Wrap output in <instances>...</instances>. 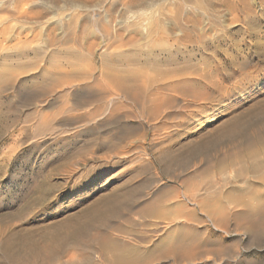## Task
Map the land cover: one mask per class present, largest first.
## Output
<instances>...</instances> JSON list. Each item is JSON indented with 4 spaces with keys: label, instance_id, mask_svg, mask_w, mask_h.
Wrapping results in <instances>:
<instances>
[{
    "label": "rangeland",
    "instance_id": "rangeland-1",
    "mask_svg": "<svg viewBox=\"0 0 264 264\" xmlns=\"http://www.w3.org/2000/svg\"><path fill=\"white\" fill-rule=\"evenodd\" d=\"M3 1L0 264H264V0Z\"/></svg>",
    "mask_w": 264,
    "mask_h": 264
},
{
    "label": "bare ground",
    "instance_id": "bare-ground-1",
    "mask_svg": "<svg viewBox=\"0 0 264 264\" xmlns=\"http://www.w3.org/2000/svg\"><path fill=\"white\" fill-rule=\"evenodd\" d=\"M23 1H24V0H23ZM25 1H26V0H25ZM2 2H4V1L2 0ZM2 2H1V0H0V5L3 4ZM10 2L12 3V1H10ZM20 2H21V1H20ZM195 2H196V0H195ZM197 2H198V1H197ZM197 2H196V3H197ZM13 3H14V2H13ZM21 3H22V2H21ZM24 3H25V2H24ZM27 3H28V1H27ZM27 3H26V5H27ZM164 3H165V2H164ZM4 4L6 5V2H5ZM15 4H16V3H15ZM18 4H19V3H18ZM32 4H33V3H32ZM42 4H44V3L42 2ZM47 4H48V3H47ZM13 5H14V4H13ZM22 5H23V4H22ZM26 5H25V6H26ZM35 5H36V4H35ZM180 5H181V4H180ZM199 5H201V4H199ZM1 6H2V5H1ZM7 6H8V5H7ZM9 6H10V4H9ZM15 6H16V5H15ZM20 6H21V5H20ZM28 6H29V4H28ZM31 6H32V5H31ZM182 6H183V5H182ZM185 6H186V5H185ZM16 7H18V6H16ZM16 7H15V8H16ZM26 7H27V6H26ZM178 7H179V6H177V9H178ZM199 7H200V6H199ZM1 8H3V7H1ZM1 8H0V10H1ZM162 8H163V7H162ZM173 8H174V7H173ZM182 8H184V7H182ZM186 8H187V7H186ZM186 8H184V9H186ZM4 9L6 10V8H4ZM11 9L13 10L14 7L11 8ZM11 9H10V10H11ZM21 9H22V8H21ZM25 9L28 10L27 8H25ZM31 9H32V8H31ZM171 9H172V8H171ZM171 9H169V11H170ZM7 10H9V9L7 8ZM7 10H6V11H7ZM15 10H17V9H15ZM15 10H14V11H15ZM19 10H20V9H19ZM165 10H166V9H165ZM172 10H173V9H172ZM172 10H171V11H172ZM174 10H176V9H174ZM187 10H188V9H187ZM2 11H3V10H2ZM29 11H30V10H28V13H29ZM73 11H74V10H73ZM177 11H178V10H177ZM8 12H9V11H8ZM12 12H13V11H12ZM16 12H17V11H15V13H16ZM18 12H19V11H18ZM172 12H174V11H172ZM179 12H180V11H178L177 13H179ZM181 12H182V15H183V11H181ZM181 12H180V13H181ZM186 12H187V11H186ZM5 13H6V12H5ZM15 13H14V14H15ZM22 13H23V11H22ZM24 13H26V12H24ZM31 13H32V12H31ZM102 13H103V12H102ZM162 13H163V12H162ZM168 13H169V12H168ZM188 13H189V12H188ZM9 14H10V12H9ZM16 14H17V13H16ZM16 14H15V15H16ZM19 14H21V13L19 12ZM19 14H17V15L19 16ZM72 14H73V15H74V14L76 15V13H72ZM139 14H140V13H139ZM25 15H26V14H25ZM29 15H30V13H29ZM163 15H165V14H163ZM184 15H185V14H184ZM184 15H183V16H184ZM188 15L190 16V14H188ZM8 16H9V15H8ZM20 16H21V15H20ZM23 16H24V15H23ZM27 16H28V15H27ZM30 16H31V15H30ZM30 16H28V17H30ZM70 16H71V15H70ZM146 16H147V15H146ZM166 16H168V15H165L164 17H166ZM169 16H170V15H169ZM175 16L177 17L176 14H175ZM178 16H179V15H178ZM183 16H181V14H180L179 17L182 18ZM186 16H187V14H186ZM10 17H11V16H10ZM14 17H17V16H14ZM25 17H26V16H25ZM60 17H62V16L59 15L58 18H60ZM66 17H67V15H66ZM73 17H74V16H73ZM73 17H71V18H73ZM137 17H138V16H137ZM6 18H7V17H5L4 20H5ZM12 18H13V17H12ZM21 18H24V17H21ZM26 18H27V17H26ZM33 18H34V17H33ZM38 18H39V17H38ZM69 18H70V17L68 16L67 19H69ZM108 18H109V17H108ZM167 18H168V17H166V19H167ZM169 18H170V17H169ZM169 18H168V19H169ZM174 18H175V17H174ZM180 18H179V19H180ZM14 19H15V18H14ZM31 19H32V18H31ZM64 19H65V18H64ZM73 19H74V18H73ZM73 19H71V20H73ZM149 19H150V18H149ZM149 19H147V20H149ZM171 19H172V14H171ZM177 19H178V18H177ZM179 19H178V21H179V23H181V21H180L181 19H180V20H179ZM4 20H1V21H4ZM7 20H8V19H7ZM7 20H6V21H7ZM9 20H11V19H9ZM37 20H39V19H37ZM37 20H36V21H37ZM58 20H59V19H58ZM58 20H57V21H58ZM145 20H146V19H145ZM161 20H163V19H161ZM11 21H12V20H11ZM18 21H19V19H18ZM23 21H24V20H23ZM25 21H26V20H25ZM30 21H31V20H30ZM34 21H35V20H34ZM34 21H33V22H34ZM36 21H35V22H36ZM40 21H41V20H40ZM9 22H10V21H9ZM153 22H154V21H153ZM157 22H159V21H157ZM162 22L164 23V21H162ZM165 22L169 24L171 21H168V22L165 21ZM182 22H183V20H182ZM0 23H1V22H0ZM2 23H3V22H2ZM4 23H5V21H4ZM4 23H3V24H4ZM10 23H12V22H10ZM38 23H41V22H38ZM126 23H127V22H126ZM166 23H164V24L161 23V24H162V27H161V28H162L163 31H164L163 34L161 33V34L163 35V37H167V36H168L166 30H168V29L170 28V27H169L168 29H165V27L167 26ZM13 24H15V22H13ZM41 24H42V23H41ZM56 24H57V23H56ZM157 24H159V23H157ZM157 24H156V25H157ZM161 24H159V25L161 26ZM173 24H174V22H173ZM175 24H177V22H175ZM182 24H183V23H182ZM1 25H2V24H1ZM9 25H10V24H9ZM11 25H12V24H11ZM11 25H10L9 27L12 28ZM58 25H59V23H58ZM152 25H153V24H152ZM156 25H155L154 28L157 27ZM159 25H158V26H159ZM163 25H166V26H163ZM39 26H40V25H39ZM136 26H137V25H136ZM138 26H140V25L138 24ZM171 26H172V25H171ZM179 26H180V25H179ZM6 27H7V26H6ZM13 27H14V26H13ZM21 27H22V26H21ZM41 27H42V26H41ZM60 27H61V25H60ZM141 27H142V28H141ZM151 27H152V26H151ZM151 27H150V25L148 26V24H147V25H141V26H140V28H141V30H142L141 33H143L142 36L144 35L143 37L146 38V39H148V40H147V44H146V46H153V47H154V46H156V43H155V42H157V41L154 42L153 40H151V36H152V33H153L152 31H154V30L151 29ZM167 27H168V26H167ZM167 27H166V28H167ZM175 27H176V26H175ZM177 27H178V26H177ZM195 27H196V26H195ZM198 27H199V26H198ZM19 28H20V27H19ZM157 28L159 29V27H157ZM173 28H174V27H173ZM180 28L182 29V27H180ZM186 28H187V27H186ZM208 28H209V27H208ZM24 29H25V28H24ZM29 29H30V28H29ZM158 29H157V30H158ZM178 29H179V28H178ZM187 29H188V28H187ZM0 30H2V29H0ZM12 30H13V29H12ZM159 30H160V29H159ZM169 30H170V29H169ZM179 30H180V29H179ZM136 31H137V30H136ZM139 31H140V30H139ZM155 31H156V29H155ZM174 31H176V30H174ZM23 32H24V31H23ZM45 32H46V31H45ZM157 32L159 33V31H157ZM0 33H1V31H0ZM3 33H4V32H3ZM141 33H139V34H141ZM155 33H156V32H154V34H155ZM177 33H178V32H177ZM181 33H182V32H181ZM183 33H184V30H183ZM7 34H8V33H7ZM7 34H6V35H7ZM154 34H153V35H154ZM161 34H160V35H161ZM173 34H176V33L174 32ZM173 34H172V35H173ZM203 34H204V33H203ZM1 35H2V34H1ZM20 35H21V34H20ZM156 35H157V33H156ZM169 35H170V33H169ZM189 35H190V34H189ZM18 36H19V34H18ZM212 36H213V35H212ZM169 37H171V36H169ZM7 38H8V37H7ZM25 38H26V37H25ZM161 38H162V37H161ZM202 38H203V37H202ZM169 39H171V38H169ZM173 39L175 40V38H173ZM179 39H180V38H179ZM5 40H6V39H5ZM17 40H18V39H17ZM144 40H145V39H144ZM165 40H167V39L165 38ZM176 40H177V38H176ZM8 41H9V40H8ZM1 42H2V41H1ZM163 42H164V41H163ZM166 42H167V41H166ZM173 42H174V41H173ZM173 42L171 43L172 45H173ZM3 43H4V42H3ZM6 43H7V42H6ZM169 43H170V42H169ZM177 43H178V42H177ZM4 44H5V43H4ZM171 44H170V46H171ZM2 45H3V44H2ZM2 45H1V46H2ZM158 45H159V43H158ZM30 46H31V45H30ZM139 46H141V48H143V47H142V44L139 45ZM156 47H157V46H156ZM168 47H169V46H168ZM169 48H172V46L169 47ZM151 49H152V48H151ZM151 49H150V50H151ZM4 50H5V49H4ZM145 50H146V49H145ZM171 50H172V49H171ZM148 52H149V50H148ZM151 52H152V51H151ZM128 56H129V55H128ZM130 61H131V60H130ZM102 77H103V76H102ZM131 79H132V78H131ZM117 83H118V82H117ZM4 86H5V85H4ZM0 88H2V87H0ZM172 94H173V93H172ZM91 100H92V99H91ZM84 101H85V100H84ZM96 114H97V113H96ZM90 117H91V116H90ZM95 118H96V117H95ZM249 146H250V145H249ZM109 147H110V145H109ZM249 149H251V148H249ZM263 150H264V149H263ZM257 151H258V150H257ZM251 152H252V151H251ZM253 153H254V154H253ZM255 153H256V151H255V152H252V155H255ZM260 153H261V151H260ZM260 153L258 152L257 155L260 154ZM262 153H263V152H262ZM262 153H261V154H262ZM261 154H260V156H261ZM248 156H249V155H248ZM250 156H251V155H250ZM260 156H259V157H260ZM252 157H253V156H252ZM256 159H257V156H256ZM171 160H172V159H171ZM241 160H242V159H241ZM257 160H258V159H257ZM257 160H256V162H257ZM237 161H239L238 158H237ZM243 161H245V160H243ZM252 161H253V159H252ZM160 162H162V160H161ZM152 164H153V163H152ZM234 164H235V163H234ZM260 164H261V163H260ZM258 165H259V164H258ZM243 166H244V165H243ZM256 168H257V167H256ZM259 169H260V168H259ZM261 169H262V168H261ZM142 172H143V171H142ZM152 174H153V173H152ZM156 178H157V177H156ZM135 192H136V191H135ZM152 194H153V193H152ZM155 195H156V194H155ZM157 196H158V195H157ZM155 198H156V196H155ZM159 199H161V198H159ZM152 200L154 201L155 199L153 198ZM152 200H150L149 203H151ZM156 200H157V199H156ZM156 200H155V201H156ZM189 200H190V199H189ZM155 201H154V203H155ZM186 201H187V200H186ZM189 202H191V201H189ZM193 202H194V201H193ZM145 203H146V202H145ZM149 203H148V204H149ZM156 203H157V201H156ZM186 203H187V202H186ZM193 204H194V203H193ZM251 204H252V203H251ZM251 204H250V205H251ZM144 205H145V204H144ZM149 205H150V204H149ZM183 205H186V204H183ZM150 206H151V205H150ZM153 206H156V205H153ZM153 206H152V207H153ZM157 206H158V205H157ZM142 207H143V206H142ZM148 207H149V206H148ZM153 208H154V207H153ZM155 208L157 209V207H155ZM245 208H246V207H245ZM256 208H257V207H256ZM142 209H143V208H142ZM149 209H150V207H149ZM254 209H255V207H254ZM145 210H146V209H145ZM151 210H152V209H151ZM154 210H155V209H154ZM143 211H144V209H143ZM254 211H255V212H259L260 210L255 209ZM255 216H257V214H256ZM254 218H255V220H254L255 223H260V222H261V220H260L259 218H257V217H254ZM175 224H176V223H175ZM175 224H174V225H175ZM184 228H185V227H184ZM156 231H158V230H156ZM156 233H157V232H156ZM97 236H98V234H97ZM101 236H102V235H101ZM101 236H100V234H99V237H101ZM103 236H104V235H103ZM167 236H168V235H167ZM169 236H170V235H169ZM169 236H168V237H169ZM95 237H96V235H95ZM95 237H94V235H93V238H91V240L94 239ZM106 237H107V238H104V239L102 238V239H103L102 242L100 241L101 244L99 243V239H98V237H97L96 242H95V243H97V245L100 244V245H98V246H100L99 249L104 250L105 253L107 252L106 256H105V254L103 255V254L100 253L101 256H105V257L107 258L108 253H111L113 260H114V258H115V260H117L118 263H120V262H123V263H124V262H127V261H130V260H131V257H132V256H131L130 252H131V253H133V252L135 253L134 250H132V249L129 248L128 251H127V249L125 250V248L123 249L122 247H120V244L118 243L119 241L117 242V241H115V240H113V239H109L108 236H106ZM112 238H113V237H112ZM94 240H95V239H94ZM97 240H98V242H97ZM117 240H118V239H117ZM173 242H174V241H173ZM177 242H179V241H177ZM95 243H94V244H95ZM121 243H122V242H121ZM134 243H137V242H134ZM162 243H163V242H162ZM137 244H138V243H137ZM139 244H140V243H139ZM182 244H183V243H182ZM90 245H91V244H90ZM97 245H96V246H97ZM124 245L127 246V245H130V243L127 244V245H126V244H124ZM124 245H123V246H124ZM133 245H134V244H133ZM169 245H170V243H169ZM173 245H174V244H173ZM178 245H179V244H178ZM184 245H185V244H184ZM188 245H189V244H188ZM86 246H87V245H86ZM91 246H93V245H91ZM91 246H90V247H91ZM131 246H132V245H131ZM138 246H140V245H138ZM165 246H166V245H165ZM165 246H164V247H165ZM170 246H172V244H171ZM195 246H196V245H195ZM88 247H89V246H88ZM134 247L136 248V246H134ZM147 247H148V246H147ZM166 247H167V246H166ZM168 247H169V246H168ZM168 247H167V248H168ZM182 247H183V246H182ZM83 248H85V246H84ZM132 248H133V247H132ZM138 248H139V247H138ZM145 248H146V247H145ZM167 248H166V249H167ZM174 248H175V247H174ZM174 248H173V249H174ZM198 248H199V247H198ZM204 248H205V247H204ZM136 249H137V248H136ZM146 249H147V248H146ZM148 249H149V248H148ZM152 249H153V248H152ZM164 249H165V248H164ZM164 249H163V250H164ZM171 249H172V248H171ZM86 250H88V248H87ZM89 250H90V249H89ZM89 250H88V252H89ZM91 250H92V249H91ZM137 250H138V249H137ZM140 250H141V249H140ZM140 250H139V251H140ZM158 250H159V249H158ZM161 250H162V248H161ZM190 250H191V249H190ZM149 251H151V250H149ZM165 251H166V250H165ZM176 251H177V250H175V252H176ZM98 252H100V251H98ZM102 252H103V251H102ZM136 252H137V251H136ZM146 252H148V251H146ZM151 252H152V251H151ZM156 252H157V251H156ZM182 252H185V251H182ZM218 252H219V251H218ZM94 253L96 254V252H94ZM154 253H155V252H154ZM154 253H153V254H154ZM160 253H161V252H160ZM164 253H166V252H164ZM167 253H169V252H167ZM186 253H187V252H186ZM186 253H185V255H186ZM139 254H141V252H140ZM83 255H84V254H83ZM83 255H82V256H83ZM85 255H86V252H85ZM143 255H145V254H143ZM156 255H157V254H156ZM88 256H90V254H89ZM88 256H87V257H86V256H83V257H84L85 259H86V258L89 259ZM108 256H109V255H108ZM152 256H153V255H152ZM154 256H155V255H154ZM181 256H182V255H181ZM136 257H137V255H136ZM138 257H139V255H138ZM134 258H135V256H133L132 259L134 260ZM82 259H83V258H82ZM101 259H102V258H101ZM108 259H109V258H108ZM142 259H143V258H142ZM90 260H91V258H90ZM103 260H104V258H103ZM106 260H107V259H105L104 262H106ZM109 260H110V259H109ZM109 260H108V261H109ZM135 260H136V259H135ZM135 260H134V261H135ZM174 260H175V259H174ZM174 260H173V261H174ZM87 261H88V260H87ZM87 261L85 260L84 263H86ZM92 261H93V260H92ZM108 261H107V262H108ZM173 261H172V262H173ZM102 262H103V261H102ZM110 262H111V261H110ZM117 262L115 261L116 264H117ZM140 262H141V261H140ZM174 262H175V261H174ZM81 263H82V262H81ZM87 263L89 264V262H87ZM87 263H86V264H87ZM94 263H95V262H94ZM94 263L92 262V264H94ZM96 263H97V262H96ZM78 264H79V263H78ZM90 264H91V262H90ZM113 264H114V263H113ZM129 264H130V263H129ZM174 264H175V263H174Z\"/></svg>",
    "mask_w": 264,
    "mask_h": 264
}]
</instances>
